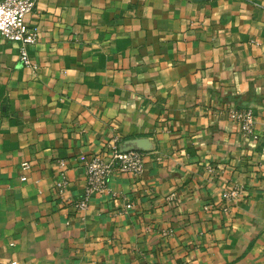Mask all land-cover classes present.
<instances>
[{
    "label": "crops",
    "instance_id": "obj_1",
    "mask_svg": "<svg viewBox=\"0 0 264 264\" xmlns=\"http://www.w3.org/2000/svg\"><path fill=\"white\" fill-rule=\"evenodd\" d=\"M26 20L37 69L0 39V264H264V0H37ZM115 137L145 170L81 214L84 160Z\"/></svg>",
    "mask_w": 264,
    "mask_h": 264
},
{
    "label": "built area",
    "instance_id": "obj_2",
    "mask_svg": "<svg viewBox=\"0 0 264 264\" xmlns=\"http://www.w3.org/2000/svg\"><path fill=\"white\" fill-rule=\"evenodd\" d=\"M37 0H0V39L19 43V58L22 64L37 69L38 64L29 54V46L39 37L38 24L27 22L26 16L31 12ZM228 114L244 134L259 137L256 131V113L252 107H236L229 109ZM109 152L89 153L85 160L86 182L82 194L75 200V208L83 214L89 207L90 198L96 193L109 190V179L115 172H126L141 176L145 170L144 154L138 149H124L115 137L109 142ZM67 158L57 160V173L54 188L59 195L64 194L70 185ZM22 168H31L28 160L22 162ZM22 179H26L24 174ZM243 184L234 182L223 190V197L227 202L238 199L243 193ZM129 206L131 204H128ZM180 264V263H179Z\"/></svg>",
    "mask_w": 264,
    "mask_h": 264
}]
</instances>
